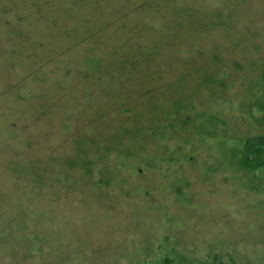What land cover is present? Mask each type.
Wrapping results in <instances>:
<instances>
[{
	"label": "rangeland",
	"instance_id": "obj_1",
	"mask_svg": "<svg viewBox=\"0 0 264 264\" xmlns=\"http://www.w3.org/2000/svg\"><path fill=\"white\" fill-rule=\"evenodd\" d=\"M258 74L264 0H0V264H264Z\"/></svg>",
	"mask_w": 264,
	"mask_h": 264
},
{
	"label": "trees",
	"instance_id": "obj_2",
	"mask_svg": "<svg viewBox=\"0 0 264 264\" xmlns=\"http://www.w3.org/2000/svg\"><path fill=\"white\" fill-rule=\"evenodd\" d=\"M204 80V82H203ZM243 82V93H242V99L240 102V109L245 113L248 120H250V123L257 124L259 126L264 125V75L258 74L253 76H247V78L242 80ZM217 83L216 80L211 79L210 77H206L205 79H202V86L204 88H207L208 93L211 96L215 95V92L212 90L214 85ZM207 84H209L207 86ZM206 85V86H205ZM171 106V105H170ZM176 108V106H175ZM254 112H258L260 116H255ZM169 111L166 110L163 114H161V117L168 120ZM211 115L202 113L201 117L202 119L208 118ZM178 119V118H177ZM190 120V118L187 119H179L175 121L179 124V127H184L186 122ZM211 120V118L207 119L206 121L202 122V133H204L206 136L213 137L216 132L215 129H209L208 128V122ZM214 122V119H212ZM193 122V121H192ZM164 124H160L158 128L159 131L161 130H172L175 126V123L171 122L168 126L166 125V122ZM205 123V124H204ZM163 127V128H162ZM163 130V131H164ZM153 132L155 130H152ZM162 131V132H163ZM261 130L257 135L251 136V137H245L241 140L242 147L240 151H238V157L237 164L239 167L246 169V170H254V169H264V132ZM85 162L80 166V168H85ZM172 261L168 258L164 259L162 264H172Z\"/></svg>",
	"mask_w": 264,
	"mask_h": 264
}]
</instances>
